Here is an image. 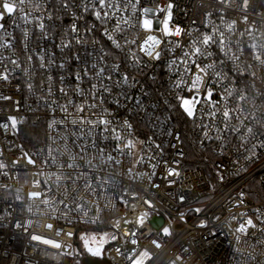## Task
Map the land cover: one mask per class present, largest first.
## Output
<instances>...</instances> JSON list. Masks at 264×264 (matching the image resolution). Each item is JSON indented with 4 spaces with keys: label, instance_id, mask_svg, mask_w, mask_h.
Returning <instances> with one entry per match:
<instances>
[{
    "label": "built area",
    "instance_id": "obj_1",
    "mask_svg": "<svg viewBox=\"0 0 264 264\" xmlns=\"http://www.w3.org/2000/svg\"><path fill=\"white\" fill-rule=\"evenodd\" d=\"M169 2L174 4L169 29L181 28L179 36L164 34L167 13L160 12L159 8ZM76 3L79 4V0ZM24 7L30 10L29 5ZM126 7V12L119 13L130 18V25L125 26L123 32L115 30L118 17L105 22L97 20L91 11L82 12L78 7L67 13L57 12V18L51 21L44 19L51 28L47 39L42 38L36 27L38 21L33 20L26 26L31 32L28 46L34 53L31 62L27 61V52L21 44V28L25 25L18 14H6L0 21L5 25V30L0 31V43L10 40L15 46L0 49V52L19 58L26 70L13 68L10 82L0 81V95L12 97L9 101L0 100V121L8 115H15L20 121L15 131L0 130L3 152L0 161L7 165L0 169V264H85L86 256L108 259L112 264H132L128 257H134L143 249L154 254L145 264H264V234L257 230L264 228V148L259 146L264 141L261 126L264 122V68L254 59L249 47L256 43L255 51L262 53L264 59V48L260 47L264 45V0H251L247 12L249 20L254 21L251 35L246 32L250 25L242 20L245 13L236 12L221 20V14L215 11L219 5L214 0H139L137 11H132L131 5ZM145 7L157 9L146 17L153 20L152 28L132 27L138 17L145 18L139 11ZM232 7H237L235 0ZM46 15L44 11H33V16ZM233 19L237 23L229 29ZM73 23L77 32L70 30ZM106 30L120 43V48L108 39ZM220 33H223L227 56L216 43L206 48L200 45L211 55L191 54L190 40H198L203 34L214 35L218 40ZM149 35L160 41L156 46V50L161 51L159 60L150 59L139 50L138 45ZM77 39L81 42L77 43ZM69 40L72 41L70 47H60ZM133 40L136 44L131 43ZM233 54L240 59H230ZM41 56L54 63L41 68ZM61 63L63 68L59 67ZM196 64L202 67L213 64L214 68L207 70V74L201 73L200 103L195 108L196 118L192 119L180 107L178 98L196 95V90L189 91L198 71ZM8 67L12 68L10 64ZM237 67L245 74L233 78L232 70ZM101 68L105 72L102 78H97L96 72ZM216 71L222 75L216 77ZM252 71L257 73L254 80L249 75ZM76 73L84 78L77 81ZM28 83L33 84L32 91L27 89ZM49 84L52 96L46 95ZM93 84L97 85L95 89ZM60 87L68 91L67 97L59 92ZM77 88L82 92L77 93ZM209 88L212 89L210 101L204 99ZM225 89L232 95L228 96ZM241 92L247 95V100H238ZM69 99L77 106L95 104L96 107H86L79 113L69 105L66 117L62 108ZM45 100L53 102L46 104ZM14 101H18V105H14ZM225 105L230 109H243L242 115L233 112L234 126L240 127V120L249 118L245 123L254 129V134L246 137L247 147L255 145L256 159H245L248 153L235 133H227L223 144L216 139L222 134L216 129L223 128L220 113ZM211 112H216L215 118L209 115ZM253 114L256 119H252ZM81 115L93 121L98 117L109 120L108 130L104 125L71 123L73 118L79 121ZM236 116H240V120ZM53 120L57 123L50 129L48 125ZM125 121L131 128L125 126ZM28 125L42 129V138L30 145L22 140ZM118 134L120 139L116 138ZM129 140L133 142L131 148L125 147ZM49 145L54 149L55 162L48 157ZM156 145L161 147L157 149ZM85 148L87 152L83 154L94 158V167L75 184L83 185L88 181L95 191H81L73 203V188L67 187V172L71 171L67 164L73 163L72 157L77 156L74 163L81 164L77 171H84L86 166L78 154ZM41 149L45 151L40 153ZM195 149L197 156L193 157L191 151ZM25 151L36 159V165H13L12 160ZM109 156L113 159L109 160ZM44 160L49 162L45 164ZM170 167L180 175L168 177ZM218 170H222L223 180ZM62 172L65 178L56 181V176ZM169 180L176 183L170 186ZM31 192L41 195L30 198ZM240 192H244V203L237 206ZM133 194L137 195L135 201L131 199ZM180 196L185 197L184 201H180ZM44 199L50 203L44 204ZM144 199L151 200L155 208H149ZM60 200H65L67 207L59 203ZM77 204L82 205V210L76 209ZM195 208L203 211H192ZM144 212L149 213L144 229L124 223L125 219L136 220ZM240 213L244 214L243 218ZM155 217L163 219L159 228L152 223ZM248 218L253 219L257 229L249 228L248 235L235 233L238 223ZM118 222L119 229L114 227ZM48 224L53 228H47ZM163 227H169L171 234L164 235ZM129 228L137 235L124 237V231ZM87 230L108 234L104 257H93L83 250L79 235ZM141 231L144 235H140ZM58 232L61 234L57 235ZM63 232L72 235L66 236ZM210 232L216 234L210 235ZM113 233L121 239L112 241ZM33 235L58 242L62 248L57 249L42 240L34 241ZM236 236H240L239 242ZM133 239L138 241L136 245L131 244ZM152 240L158 241L161 247L156 248ZM117 246L123 256H117ZM69 252L71 255L66 254Z\"/></svg>",
    "mask_w": 264,
    "mask_h": 264
},
{
    "label": "snow or ice",
    "instance_id": "obj_2",
    "mask_svg": "<svg viewBox=\"0 0 264 264\" xmlns=\"http://www.w3.org/2000/svg\"><path fill=\"white\" fill-rule=\"evenodd\" d=\"M214 2L217 5H219V7L217 9H215V11L221 14L220 15L221 20H223L225 16L230 15V14H234L236 12L245 13L242 16V20L245 24L250 25L246 29V32L249 35L252 34L253 27L251 25L254 24V21H250L249 16L247 15L248 9H249L250 4H251V0H235L237 7H232L233 0H214ZM137 3H139V0H79V4L76 3V0H0V21H3L5 19L6 14L7 15H12L13 13L18 14L19 20L22 21L23 24L25 25V27L21 28V44H22L24 50L27 52V56H26L27 61L31 62V61H33L34 53L32 52V50L28 46V42L31 38V32H30V29L26 26L29 24H32L33 20L38 21V23L36 24V27L39 29L40 33L42 34V38L47 39L48 34L51 31V28L46 26V24L43 22L44 19L51 21V20L57 18L55 15L57 12L63 10L65 13H67L69 9L74 8V7H78L82 12L91 11V14L94 15V17L97 20H101V21L106 22L109 19L118 17L116 25H115V30L123 32L125 30V26L130 25V18H125L123 16H119V13L126 12L128 10V8L126 7L127 5H131L132 11H137V8H136ZM26 4L30 6V10L25 9L24 6ZM173 7H174V4L172 2H169L166 5V7H160L159 8L160 12H166L167 13V18L164 20V34L167 36H171V35L179 36L182 33V29L179 27H176L174 31L169 29L168 22L171 19V16H172L171 10L173 9ZM33 11H35V12L44 11V12H46L47 15L46 16H33ZM139 11L142 13V15L145 18L141 19L140 17H138L136 20V23L132 24V27L139 25L146 30H150L152 28V25H153V20L148 19L146 17H147V14L156 12L157 9L145 7V8L140 9ZM210 14L211 13H206V15H210ZM236 23H237V21L235 19H233L231 21V23L228 25L229 29H231ZM16 27L20 28L21 26H20V24H16ZM4 30H5V25L3 23H0V31H4ZM70 30L72 32L78 31L75 23H73L71 25ZM89 31H91V29ZM105 34L108 35V39L113 42V44L115 45L116 48L121 47L120 43L117 40H115L112 35L107 33V30H106ZM7 35L11 36L12 34L7 33ZM149 41H151V44L148 43ZM76 42L80 43L81 41L79 39H77ZM125 42L127 43V41H125ZM71 43H72V41L69 40L67 43H61L60 47L61 48H68L71 46ZM131 43L136 44V41L133 40ZM213 43L218 44L220 46V50L222 52H225L226 56L228 55V52L225 51V40L223 38V33H220V38L218 40L216 39V37L214 35H208V34H203L202 37L198 40H190V44L192 45L191 54L193 56H200V55H205V54L211 55L210 52H206V50H202L200 45H203L206 48V46H209L210 44H213ZM159 44H160V41L158 39H156L154 36L149 35L147 37V39L143 42V44L138 45V47H139V50L142 53H144L147 57H149L150 59L159 60L161 57V51L156 50V46ZM144 45H147V47H145ZM177 46H179V45H177ZM14 47L15 46L11 43L10 40L5 41L3 43H0V49H13ZM249 47H250V49L253 50L252 54H253L254 59L259 62V65L261 68H264V59H262V53L255 51L257 49V44L253 43ZM260 47L264 48V45H261ZM229 51H230V49H229ZM241 54H242V50H241ZM185 56H188V53H185ZM229 58L232 59L233 61L240 59V57L236 56L235 54H233ZM39 59L41 61V63H40L41 68H46L49 63H54V61H51V60L46 61L43 56L39 57ZM133 62L139 63V61H137V60H134ZM183 62L187 63V61H183ZM192 63L195 64V61H192ZM221 63H223V61ZM9 64L12 66V68L8 67ZM59 67L63 68L64 67L63 63H61L59 65ZM248 67H252V66L249 65ZM0 68H2V71H0V81L6 82V83H9L11 78L13 77V71H12L13 68L14 69H20L21 71H26L25 69L22 68L21 61L19 58L13 59L10 56H5L2 52H0ZM93 68H95V65H93ZM196 68L198 71L195 74V78L192 80L191 86L189 88V91L196 90V95H194L190 98H185V97H179L178 98L180 100V107L183 109L185 114L189 118H192V119L196 118L195 108H196V105L198 103H200L198 86L202 82L201 73L207 74V70L213 69L214 65L213 64H207V65L202 67L201 65L196 64ZM185 71L186 72L190 71V69H186ZM104 72H105L104 68H101L98 72H96L97 78H102ZM232 72H233V78H235L238 75L243 76L245 74L238 67L233 69ZM214 74L216 77H220L222 75V73L220 71H216ZM249 75L254 80L257 73H256V71H252L251 73H249ZM83 78L84 77L81 76L80 73L75 74V79L77 81H79ZM48 79L51 80V77H48ZM124 79L127 80V77H124ZM26 87L29 91H32L33 84L28 83L26 85ZM96 87H97V85H95V84L92 85L93 89H95ZM17 90H19V89H17ZM104 90L107 91L108 89L104 88ZM42 91H43V89H42ZM75 91L77 93H81L82 89L77 88ZM225 91H227L228 96L232 95L231 91H228L227 89H225ZM59 92L66 97L68 96V91L64 87H60ZM53 94L54 93H53L52 86L49 84L47 86V89H46V95L52 96ZM211 97H212V89L209 88L207 91V95H206V97H204V99L210 101ZM221 99H224V98L222 97ZM0 100L9 101V100H12V97L6 96V95H0ZM238 100H240V101L247 100V95L243 92L239 93L238 94ZM52 102L53 101L45 100L46 104L52 103ZM18 103H19L18 101L13 102L14 105H18ZM69 105H71L72 108L76 109V111L79 113H83L85 111L86 107H93V108L96 107L95 104H92V105L81 104V105L77 106L69 99L67 101V103L62 108V111L65 113L66 117L69 114ZM14 110L18 111V108H14ZM233 112H239L242 115L243 109L242 108L230 109L227 105H225L224 109L220 113L223 117V128L221 129L218 126L216 129L217 132H220L222 134L217 136L216 139L220 140L221 143L223 144L225 136L227 133H235L238 136V138L241 140V145H242V147H244L245 153H248L247 155H245V159L248 161H252V160L257 158V153H256V151H254L255 145L252 148L247 147L246 137L253 135L254 129L245 123V121H247L249 119L248 117H244L243 120H240V116H236V119L240 120L241 126L240 127L234 126L232 124ZM209 115L211 117L215 118L216 112H211V113H209ZM252 119H256L254 114L252 116ZM61 122H63V121H61ZM78 122L79 123H88V124H92L94 126L104 125L106 130H108L107 126L110 124V121L104 119L103 117H98L96 121H93L91 119H86L84 116L81 115L79 121H77L75 118H73L71 120L72 124H76ZM19 123H20V121H19L17 116L8 115L2 121H0V130L15 131L17 129ZM56 123H57V121L53 120L52 123L48 125V127L51 129L53 127V125ZM124 124L127 128H131V125L128 124L127 121H125ZM261 126L264 127V122H261ZM111 131L115 132L116 129H111ZM204 136L207 138L208 133L205 132ZM116 138L120 139L121 137L118 134L116 136ZM53 143H55L54 139H53ZM259 146L261 148H264V141H262ZM125 147H128V148L133 147V142L131 140H129L125 144ZM160 147H161L160 145H156L157 149H159ZM44 151H45V149H41L40 153H42ZM46 151L48 152L49 159L52 162H55L56 157L53 155L54 149L52 148V146L49 145L47 147ZM85 152H87L86 148L82 149L81 153L78 154L79 160L86 166L84 171H77V169L81 167V164L74 163L77 160V156L72 157V160L74 161L73 163L67 164V169L71 170V171L67 172V180H68L67 187L73 188V195L71 197L73 203H75L76 197L80 194L81 191H86V190L95 191V189L93 188V184L89 183L88 181H85V183L83 185H76L75 184L76 180H79L80 177H82V176H86L88 174V171L94 167V165H93V159L94 158H91V159L86 158L85 155L83 154ZM40 153H38L37 155H39ZM179 154L183 155L182 152H180ZM2 155H3V152H2V150H0V156H2ZM108 159L112 160L113 158L111 156H109ZM36 162H37L36 159H34L31 154H29L28 152L25 151L22 153L21 157L13 159L11 163L13 165H20L21 163H23L25 165V167H27V166H33L34 167L36 165ZM42 162L46 164L49 162V160H44ZM6 167H7V165L4 164L2 161H0V169L6 168ZM74 173H75V178L73 177ZM4 174L7 175V173H4ZM218 174H219V178L221 180H223L224 177H223L222 170H218ZM179 175H180V173L176 169H173L171 167L168 168V170H167V176L168 177H176ZM64 178H65V175L62 172L60 175L56 176V181H61ZM37 183H39V182H37ZM168 183L171 186L172 184H175L176 181L175 180H169ZM98 186H101V185H98ZM152 186L153 187H159V185H155V184H153ZM28 195L30 198H33V197L39 198L41 193L31 192ZM243 196H244V192H240L239 197H238V205L237 206L242 205L244 203ZM19 199H20V197L17 196V200H19ZM66 199H67V197H65V200ZM131 199H132V201H135L137 199V195L133 194ZM179 199L182 202V201H184L185 197L180 196ZM65 200H60L59 203L65 204V207H67ZM43 203L49 204L50 201L48 199H44ZM144 203L146 205H148L149 208H155V204L149 199H144ZM76 209L82 210V205L77 204ZM29 211H31V208H29ZM192 211L200 213L203 210L200 208H195V209H192ZM84 215L87 216V213H85ZM238 215L241 218H243L244 214L240 213ZM181 218H183V214H181ZM259 218L260 217H258V219ZM233 219H236V216H233ZM148 221H149V213L144 212L143 214L138 215L136 220L129 221V220L125 219L124 223L125 224H133L134 227L142 230L148 224ZM262 222H264V220H262ZM20 226L21 225L17 224V227H20ZM201 226H204V225H201ZM46 227L49 229H52L53 225L48 224V225H46ZM114 227L119 229L121 227V225L118 222L117 224L114 225ZM249 228L257 229V224L254 223L252 218H248V219L244 220L243 222L238 223V226L235 228L234 231H235V233L248 235ZM257 230L260 231L261 234H264V228H260ZM61 232H62V230H61ZM162 233L164 235H170L171 233H170L169 227H163ZM59 234H61V233L58 232L57 235H59ZM215 234H216L215 232H210V235H215ZM63 235L71 236L72 233L63 232ZM105 235H108V234H105ZM136 235H137V233L135 231H133L131 228L126 229L123 233L124 237H130V236H136ZM140 235H144V232L141 231ZM31 239L34 241H41L42 240L43 243L52 245L53 247H55L57 249L62 248V245L60 243L55 242L53 240H49V239H43L41 236H38V235H33L31 237ZM110 239L112 241H118L121 239V236L116 234V233H113L110 235ZM239 240H240V236H236V241L239 242ZM137 243H138L137 240H134V239L131 240V244L136 245ZM152 244L156 248L161 247V244L156 240H152ZM87 251L89 253H91V255H93V256H100L101 255V252L99 249L93 250L92 248H87ZM115 252H116L117 256H123L124 255L119 246H117L115 248ZM66 254L71 255V252L66 253ZM153 255L154 254L149 249H143L142 251L136 253V255L134 257H128V259H130L132 261V264H145V261L151 260L153 258ZM113 259H115V257Z\"/></svg>",
    "mask_w": 264,
    "mask_h": 264
},
{
    "label": "rangeland",
    "instance_id": "obj_3",
    "mask_svg": "<svg viewBox=\"0 0 264 264\" xmlns=\"http://www.w3.org/2000/svg\"><path fill=\"white\" fill-rule=\"evenodd\" d=\"M106 235L98 232L97 230H87L79 235V241L81 243V246L83 250L89 254L90 256L91 253L87 251V248H92L93 250L99 249L101 252L100 256H93L97 258H102L105 256V251H106Z\"/></svg>",
    "mask_w": 264,
    "mask_h": 264
},
{
    "label": "trees",
    "instance_id": "obj_4",
    "mask_svg": "<svg viewBox=\"0 0 264 264\" xmlns=\"http://www.w3.org/2000/svg\"><path fill=\"white\" fill-rule=\"evenodd\" d=\"M23 142L27 145L38 142L42 138V129L41 126H32L28 125V127L23 131ZM195 148V147H194ZM191 156H197V151L192 150Z\"/></svg>",
    "mask_w": 264,
    "mask_h": 264
},
{
    "label": "water",
    "instance_id": "obj_5",
    "mask_svg": "<svg viewBox=\"0 0 264 264\" xmlns=\"http://www.w3.org/2000/svg\"><path fill=\"white\" fill-rule=\"evenodd\" d=\"M152 223L155 227L159 228L163 223V219L162 217H155L153 218ZM83 261L85 264H112L108 259L101 260V259L91 258L88 256H86Z\"/></svg>",
    "mask_w": 264,
    "mask_h": 264
}]
</instances>
